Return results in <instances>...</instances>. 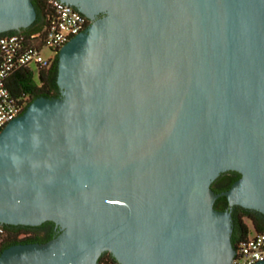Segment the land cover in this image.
Masks as SVG:
<instances>
[{
	"label": "water",
	"instance_id": "95a60500",
	"mask_svg": "<svg viewBox=\"0 0 264 264\" xmlns=\"http://www.w3.org/2000/svg\"><path fill=\"white\" fill-rule=\"evenodd\" d=\"M61 1L89 22L56 53L59 95L0 129V224L59 230L0 264H229V206L264 214V0ZM35 18L0 0V33Z\"/></svg>",
	"mask_w": 264,
	"mask_h": 264
},
{
	"label": "built area",
	"instance_id": "2783aa9c",
	"mask_svg": "<svg viewBox=\"0 0 264 264\" xmlns=\"http://www.w3.org/2000/svg\"><path fill=\"white\" fill-rule=\"evenodd\" d=\"M47 21L39 30L29 33L0 34V129L19 115L25 95L14 96L6 85L7 78L17 70L28 68L35 77L40 69L49 67L58 49L87 26L88 20L73 6L61 0H43ZM53 54L43 56V49ZM6 230L0 224V249ZM264 260V231L254 232L239 240L229 264H253Z\"/></svg>",
	"mask_w": 264,
	"mask_h": 264
},
{
	"label": "trees",
	"instance_id": "16d2710c",
	"mask_svg": "<svg viewBox=\"0 0 264 264\" xmlns=\"http://www.w3.org/2000/svg\"><path fill=\"white\" fill-rule=\"evenodd\" d=\"M31 2L38 13V16L34 19V21L26 28H20L18 30H9L6 32H1L0 34H26L32 31L39 30L41 27H43V25L47 21V11L45 3L43 0H31ZM56 70L57 55L54 56L48 68L40 69L38 71L36 77L33 71L29 70L28 68H22L20 70L15 71L7 78L6 85L9 91L16 97H19L21 95H25L26 97V101L21 113L24 111L30 101L36 97L43 96L46 98H52L58 96V87L55 82ZM238 177L239 174L237 173V176H235L234 178H230V182H228V184L223 187L220 186L217 181H214L211 185V188L215 193L226 190L229 185ZM223 202H226L225 197L219 196L215 199L213 207L218 210H223L222 206H219ZM230 216L232 224L230 240L233 247H235V244L239 240L245 239L248 235L254 232L264 231V226L261 225L257 220L258 217L264 218V214L260 213L257 210L233 205L230 208ZM53 225L54 223L49 220L43 221L38 225L2 224V226L6 230V239L2 244L0 252L6 247L13 244L42 243L49 240L58 233L53 232V230H48V226L52 227ZM96 264L118 263L109 252L105 251L100 254Z\"/></svg>",
	"mask_w": 264,
	"mask_h": 264
},
{
	"label": "flooded vegetation",
	"instance_id": "af4514ba",
	"mask_svg": "<svg viewBox=\"0 0 264 264\" xmlns=\"http://www.w3.org/2000/svg\"><path fill=\"white\" fill-rule=\"evenodd\" d=\"M38 16V13L36 11V17ZM58 95H59V90H58ZM231 172H234V173H231ZM235 176H237V172L236 171H233V170H225L223 172H220L210 183V188H211V185L214 181H217L220 186H225L226 184H228V182H230V178H234ZM236 180V179H235ZM212 189V188H211ZM215 201V200H214ZM219 206H222V209H226L227 207V202H223L221 205ZM233 206V205H232ZM232 206H229V210ZM258 222L264 226V218L263 217H258L257 218ZM54 226V227H53ZM52 227L48 226V230H53V232H58L59 228L58 226L56 225H53Z\"/></svg>",
	"mask_w": 264,
	"mask_h": 264
},
{
	"label": "rangeland",
	"instance_id": "374dc122",
	"mask_svg": "<svg viewBox=\"0 0 264 264\" xmlns=\"http://www.w3.org/2000/svg\"><path fill=\"white\" fill-rule=\"evenodd\" d=\"M41 54L43 56H48V55H52L53 53L49 49L45 48L42 50Z\"/></svg>",
	"mask_w": 264,
	"mask_h": 264
}]
</instances>
